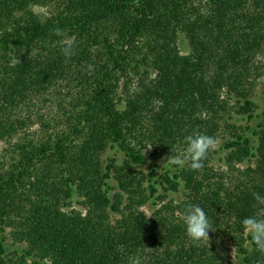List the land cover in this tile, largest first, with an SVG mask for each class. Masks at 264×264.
<instances>
[{
    "label": "trees",
    "instance_id": "1",
    "mask_svg": "<svg viewBox=\"0 0 264 264\" xmlns=\"http://www.w3.org/2000/svg\"><path fill=\"white\" fill-rule=\"evenodd\" d=\"M38 5L54 14L42 20L33 10ZM55 27L75 41L70 59ZM181 34L189 39L188 55L179 50ZM263 45L264 0H206L198 7L192 0H0V142L12 153L10 163L0 160V264L10 263L4 237L10 225L23 228L24 264L47 258L129 264L136 256L142 264L264 260L242 226L256 213L253 193L264 195V110L255 120L252 100L264 75L256 61ZM52 90H63L61 111L42 113L55 103L48 101ZM231 97L240 104L237 113L255 124L225 140L226 164L233 172L255 161L237 169L239 176L226 174L229 186L212 165L215 149L199 172L167 165L157 176L155 164L147 180L136 171L149 165L148 146L157 161L181 153L187 135L217 141L230 128L222 122L235 109ZM36 123L37 139L24 134L14 141ZM115 146L125 165L101 164L102 153ZM158 186L165 193L183 187L185 197L165 203ZM75 195L84 212L64 210ZM151 199L159 208L147 217L141 209ZM188 203L206 212L209 237H230L239 262L228 261L211 240L196 246L186 236L180 214Z\"/></svg>",
    "mask_w": 264,
    "mask_h": 264
},
{
    "label": "rangeland",
    "instance_id": "2",
    "mask_svg": "<svg viewBox=\"0 0 264 264\" xmlns=\"http://www.w3.org/2000/svg\"><path fill=\"white\" fill-rule=\"evenodd\" d=\"M202 1H204V3H202ZM206 0H192V4L193 6H203L205 5ZM33 10L35 12V14L38 15V17H40L42 20H45L47 18H49L52 14H54V12L52 11L53 9L51 8V6L47 5H41V6H34ZM178 47L179 50L181 52L182 55H188L191 52V46L189 43V39H187V37L184 34H181L178 38ZM262 51L261 53H259L257 55V65H261L264 66V45L262 47ZM258 80L256 81V88L254 89V97H253V101H254V115L257 117L258 122H260L261 120V112L262 110H264V75L263 76H258L257 77ZM136 85V84H135ZM59 90V89H58ZM63 91V90H62ZM62 91H56V90H52L51 93L49 91L48 98H49V102H55L53 105H51L50 103H47V107H43L42 106V113H45L47 111H51L53 110L56 111L57 114L60 113V109L58 106V101H60V97L59 94ZM63 94V93H61ZM57 96V98L55 99L54 96ZM47 98V96H46ZM56 100V101H55ZM230 106H235V109H233V111L230 114H227L225 116V121L222 122V126L224 125V123H226V125H230V128L227 129L226 127H223V132L220 134L219 138L217 139V144L216 147L214 148L215 150H218L219 152L216 153L214 156V159L212 161V165L215 169V171L217 172V174L220 176H225V185H230L229 179H227L226 174L229 175L231 174L232 176H239V172L237 169L239 170H243L248 166H254V160L249 161L246 160L243 163H238L235 165V169H233V172L230 171L229 166L226 164V156L229 153V150L226 149H222L223 148V144L225 142V140L227 138H230V136L232 134H234V132L236 131V129L238 130V132H241V127L245 128L247 126H254L255 124V120H250L249 117L247 116V114H238L236 109L240 106V104L237 103V99L236 97H231L230 98ZM36 105H39V101H37L35 103ZM238 104V105H237ZM118 108L119 109H123L124 108V103L123 102H118ZM21 110L23 111V115L25 116L26 114V108H24V106H22ZM57 119H60V117H58ZM24 134H29V136L32 139H37V135L41 134V129L40 126L36 123L34 125L31 126V128L29 130H26V132H21L15 139L14 141H18L21 136H23ZM151 146H148V148L143 150V153L145 155L146 160L148 161L149 165L148 166H141V167H135L136 171L138 172H143V174L145 175L146 179L148 180V178L150 177V173L151 170L153 168H156L154 165L155 164H159V167L156 168V175L160 176L163 171L165 166H167L168 164L165 163L166 160H157L155 161L152 158V152H153V148H149ZM9 145L6 142H0V160L1 162H5V157H7V161L5 163H10L11 160V156L12 153H9ZM176 153V152H175ZM179 154V153H176ZM109 159H114L116 161V164L118 166H124L126 163V157L124 155L123 152H121V150L115 146V147H108L106 149V151H104L100 157V162L103 165H107V163H109ZM146 180L145 182V186L148 187V181ZM116 184V180L113 178L112 179V185ZM159 188V193L157 194V196L161 195L162 193L166 194V199H165V203H169V201H173V202H180L184 199L185 197V190L184 188H180V190L178 192H174V191H170L165 193L162 189L161 186H158ZM115 192V191H114ZM81 202V198L78 195H75L72 200H71V206H65L64 210L69 211L71 209H77L80 211H83V208L80 205ZM159 208V205H155L153 200H149V202L141 209L142 211L145 212V215L147 217H152L155 213V211ZM84 212V211H83ZM23 232V228L19 229L18 227H16L15 225H10L8 227H6V231L4 233V237L6 240V244H7V256L6 259L10 262L9 264H24L22 262V260L20 259V257L22 256V251L23 250H27L28 249V244L27 242L23 239L20 240V236ZM245 236L249 235V233L246 231ZM210 240L217 245V249L219 247L222 248V250L225 251L224 256L228 259V261H231L233 263H237L240 261V255L237 254V248L235 247V245L232 243L231 239L229 236L225 237L224 239L221 240L218 238H211ZM208 242V243H211ZM247 246H250L249 241L247 242ZM21 262V263H20ZM25 264H33L32 261H28ZM38 264H52L51 260L49 258L43 260V262H39Z\"/></svg>",
    "mask_w": 264,
    "mask_h": 264
},
{
    "label": "clouds",
    "instance_id": "3",
    "mask_svg": "<svg viewBox=\"0 0 264 264\" xmlns=\"http://www.w3.org/2000/svg\"><path fill=\"white\" fill-rule=\"evenodd\" d=\"M52 33L65 41L61 53L66 59H70L74 55V39L68 37L65 30L60 27L53 28ZM89 70H91V66H89ZM184 143L186 145L184 150L179 154L167 156L165 163L173 168H184L187 165L193 171H202L203 162L207 159L210 150L216 147V139L207 134L196 132L185 136ZM253 198L256 213L244 218L242 226L249 233L250 243L255 246V250L264 255V195L253 193ZM180 215L185 226L186 236L196 246H200L202 242H210L209 231L212 230V225L201 206L188 203ZM129 264H142V259L139 256L133 257ZM258 264H264V260Z\"/></svg>",
    "mask_w": 264,
    "mask_h": 264
}]
</instances>
